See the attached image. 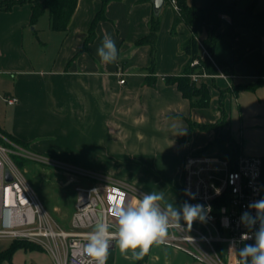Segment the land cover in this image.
Here are the masks:
<instances>
[{"label": "crops", "instance_id": "crops-1", "mask_svg": "<svg viewBox=\"0 0 264 264\" xmlns=\"http://www.w3.org/2000/svg\"><path fill=\"white\" fill-rule=\"evenodd\" d=\"M214 1L187 0L202 8ZM235 2L239 10L254 4L257 13L264 12V0H223L227 7ZM101 6V0H79L67 34L52 30L49 11L33 24L30 3L15 5L9 11L0 9V100L8 107L0 111L3 130L29 144L35 152H50L52 157L59 155L53 144H165L160 154L179 159V165L169 174L171 181H181L185 156L206 147L209 148L204 154L210 156H226L237 150L264 158V87L237 93L231 90L221 98V91L229 87L258 80L264 60V36L240 29L232 38L231 18H222L219 33L223 37L212 58L215 63H223L221 73L232 78L204 81L209 86L210 105L194 108L176 85H168L165 80L181 75L190 60L183 46L191 31L184 22L176 23L171 2L165 1L160 14L154 74L148 70L152 64L151 47L137 45L150 33L153 0L111 2L106 8L107 19L96 27L95 40L82 52ZM47 13L49 40L57 45L56 54L50 67L38 68L29 57L26 40L28 32L40 31L41 18ZM105 36L116 43L115 63H103L97 55ZM206 37L207 31H203L200 48ZM151 74L156 76L154 86L146 83ZM4 96L16 97L19 102L9 106ZM188 120L203 126L224 121L220 131L223 141L212 144L217 136L215 129H194L190 141L182 142L190 129ZM166 190L170 194L172 186ZM113 250V264H140L141 259H133L131 251L122 255L118 246ZM142 264L202 263L181 251L154 245Z\"/></svg>", "mask_w": 264, "mask_h": 264}, {"label": "built area", "instance_id": "built-area-1", "mask_svg": "<svg viewBox=\"0 0 264 264\" xmlns=\"http://www.w3.org/2000/svg\"><path fill=\"white\" fill-rule=\"evenodd\" d=\"M171 4L176 11L179 10L176 0H171ZM203 53L215 63L205 48ZM199 64V59L192 62V66ZM218 70L215 75L203 72L193 73L190 77L197 84L232 78L222 74L220 68ZM3 101L9 106L19 102L13 96H4ZM0 137L7 143H0V239L36 244L51 255L55 264H93L84 252L88 235L103 220L110 225L109 231L115 236L118 224L111 213L113 203L121 198L125 204L133 203L143 192L129 182L105 174L75 171L94 180L77 187L71 229L66 230L49 215L14 158L67 169L71 166L36 154L2 134ZM7 171L13 178L11 182L6 180ZM262 177L263 159L258 156L241 153L235 156L188 154L181 172L182 207L187 202L201 204L211 210L204 221H193L191 228L183 219L179 221L180 227L172 221L167 237L152 246L181 251L202 264H238L239 250L246 244H254V233L259 228V222L252 228L247 227L241 222V216L245 211L256 215L255 209L248 206L263 199ZM192 194H195L194 199ZM244 235L251 238L245 240L242 238ZM110 243L111 251L118 242L113 239Z\"/></svg>", "mask_w": 264, "mask_h": 264}, {"label": "rangeland", "instance_id": "rangeland-1", "mask_svg": "<svg viewBox=\"0 0 264 264\" xmlns=\"http://www.w3.org/2000/svg\"><path fill=\"white\" fill-rule=\"evenodd\" d=\"M40 31L28 32L26 48L33 64L38 68H48L56 54V46L49 40L48 13L41 18ZM42 25H45L42 27ZM52 34V33H51ZM233 88V87H232ZM229 87L228 89H232ZM227 89V90H228ZM225 91V90H224ZM8 110L0 100V111ZM53 154H40L69 164L67 169L45 163L27 160L19 167L32 189L38 195L42 205L53 220L66 230L71 229V219L77 201V187L92 183L94 179L86 178L75 171H89L105 174L132 184L143 193L163 192L161 207L173 203L181 209V181H171L169 174L179 165V159L165 158L162 152L165 144H53ZM29 150L36 154L28 144ZM236 148V147H235ZM52 149V150H54ZM53 152V153H54ZM237 152V150H236ZM61 155V156H60ZM19 159V157H15ZM60 159V160H59ZM15 160V159H14ZM182 172V170H181ZM172 186L168 194L166 189ZM2 228L0 220V229ZM9 240L0 239V251L9 248ZM36 245V244H35ZM38 246V245H37ZM118 246V244H117ZM118 250V248H117ZM115 256V250L112 251ZM117 260V259H116ZM118 262V261H116ZM115 264H120L116 263ZM2 264H55L51 255L43 248L18 249L11 261Z\"/></svg>", "mask_w": 264, "mask_h": 264}, {"label": "trees", "instance_id": "trees-1", "mask_svg": "<svg viewBox=\"0 0 264 264\" xmlns=\"http://www.w3.org/2000/svg\"><path fill=\"white\" fill-rule=\"evenodd\" d=\"M114 1L122 0H101V9L96 14L94 20L89 29L87 38L85 39L84 45L82 47V52L87 51V47L96 38V27L101 21H105L106 18V8ZM171 2V0H165ZM179 6V10L176 11V23L184 22L191 31V37L184 44V51L190 56L189 63L181 75H171L165 78L168 85H176L179 92L183 97L190 101L192 107L194 108H207L210 105L211 96L209 86L206 82H201L200 84L194 83L191 80L190 75L193 73H203L207 72L209 74H218V68L223 67V63H213L207 56L203 55V48H205L211 55L215 49L218 41L223 37L219 33L221 27L222 18L224 16H229L232 21V33L231 37L235 38L239 34L240 29L250 30L258 35L264 36V12L257 13L255 11V5L252 4L246 10H239L236 6V2L227 7L223 4V0H215L209 7L202 8L197 6L195 3L188 4L187 0H176ZM79 0H4L0 2V9L9 11L15 5L30 3L32 4V23L35 24L40 16L45 12L49 11L51 28L55 32H61L67 34L69 30V25L72 17L74 16ZM161 16L153 15L150 21V33L148 36L140 39L137 42L138 46H150L152 53V64L148 69L154 74L156 66V56H157V39L161 29ZM203 31H207V37L202 41V46H199L200 35ZM175 33V27L173 28ZM195 59H199L200 64L197 66H191ZM149 75L146 78V83L150 86H154L156 83V76ZM213 79L212 81H214ZM258 87H264V60L262 65V70L258 76V80L250 85L246 86H234L231 90L232 92H238L242 89L255 91ZM230 89L221 91V98L226 96L227 92H231ZM190 129L181 138L182 142H189L191 137V132L194 129L208 130L215 129L217 136L212 144L220 143L223 141V136L221 134V129L224 127V121H220L213 126H203L188 120ZM0 134L9 139L15 144L22 147L29 148L28 144L19 140L9 132L3 130L0 127ZM0 143L7 145V143L0 137ZM233 144V143H232ZM209 147L202 150L196 151L194 154L202 155ZM237 152L233 150L230 156H235ZM18 166L24 164L27 160L14 158ZM264 185V158H263V177ZM183 193L181 190V199ZM36 249L41 248L31 242L16 240L11 242L9 248L4 251H0V264L4 261H11L15 252L20 249ZM42 249V248H41ZM148 253L141 259L140 264H142L147 258ZM113 254L110 251L108 257V264H113Z\"/></svg>", "mask_w": 264, "mask_h": 264}, {"label": "clouds", "instance_id": "clouds-1", "mask_svg": "<svg viewBox=\"0 0 264 264\" xmlns=\"http://www.w3.org/2000/svg\"><path fill=\"white\" fill-rule=\"evenodd\" d=\"M97 55L106 64L117 61L118 50L110 36L104 37ZM192 198H195V194H192ZM163 199V192H151L140 194L133 203L125 204L123 198L114 202L111 213L118 224L115 236L109 231L110 225L101 220L88 235V242L84 245L87 257L91 258L93 264H107L110 242L116 239L122 255L131 251L133 259H143L153 244L161 243L167 237L172 221L180 227L179 221L183 219L191 228L193 221H204L207 212L211 210L210 207L187 202L180 210L173 203L162 208L160 202ZM248 207L255 209L256 215L245 211L241 222L249 228L259 222V228L254 233V244H246L239 250L238 264H264V199L255 201ZM242 238L246 240L251 237L244 235Z\"/></svg>", "mask_w": 264, "mask_h": 264}, {"label": "water", "instance_id": "water-1", "mask_svg": "<svg viewBox=\"0 0 264 264\" xmlns=\"http://www.w3.org/2000/svg\"><path fill=\"white\" fill-rule=\"evenodd\" d=\"M164 5L165 0H153V11L155 16H159L161 14ZM6 180L7 182H11L13 180L9 171H7Z\"/></svg>", "mask_w": 264, "mask_h": 264}]
</instances>
